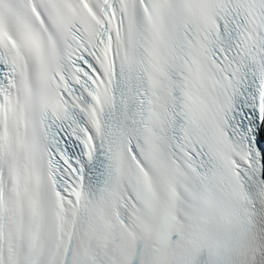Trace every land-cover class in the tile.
<instances>
[{
	"label": "snow or ice",
	"instance_id": "snow-or-ice-1",
	"mask_svg": "<svg viewBox=\"0 0 264 264\" xmlns=\"http://www.w3.org/2000/svg\"><path fill=\"white\" fill-rule=\"evenodd\" d=\"M0 264H264V0H0Z\"/></svg>",
	"mask_w": 264,
	"mask_h": 264
}]
</instances>
